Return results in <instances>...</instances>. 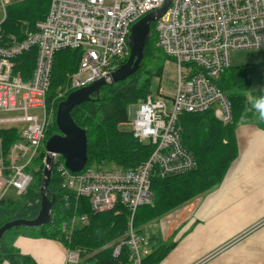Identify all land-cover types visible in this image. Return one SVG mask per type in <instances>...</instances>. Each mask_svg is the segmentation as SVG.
Instances as JSON below:
<instances>
[{
  "label": "built area",
  "instance_id": "built-area-1",
  "mask_svg": "<svg viewBox=\"0 0 264 264\" xmlns=\"http://www.w3.org/2000/svg\"><path fill=\"white\" fill-rule=\"evenodd\" d=\"M168 1L152 23L156 45L176 63L178 76L171 92L158 87L141 99L130 122L134 137L155 146L152 154L132 168L110 170L93 163L78 172L54 154L64 198L85 197L94 212L110 211L119 204L129 209L127 238L118 242L114 254L128 245L130 257L137 258L133 264H141V255L149 253L148 237L133 230V218L139 206L155 198L152 178L185 173L197 165L181 140V115L212 109L222 123L232 122V103L218 80L232 66L233 51L264 48V0H51L46 17L20 34L5 32L2 23L12 0H0L4 15L0 20V111L21 112L0 118V123H27L24 139L13 145L11 164L0 162V196L7 186L24 193L33 180L25 167L40 147L45 149L51 120L47 95L56 53L67 47L81 50L65 94L108 77L129 56L132 25ZM33 48L37 50L33 72L25 79L15 71V59ZM31 109H41L43 119L30 114ZM28 151H32L28 161L18 164ZM5 169L12 171L10 176L3 174ZM88 219V213H74L62 223L61 231L70 238L76 226ZM70 258L78 260L79 251L70 252Z\"/></svg>",
  "mask_w": 264,
  "mask_h": 264
},
{
  "label": "trees",
  "instance_id": "trees-1",
  "mask_svg": "<svg viewBox=\"0 0 264 264\" xmlns=\"http://www.w3.org/2000/svg\"><path fill=\"white\" fill-rule=\"evenodd\" d=\"M50 4L51 0H12L2 23L5 32L20 34L27 26L33 27L37 20L46 17ZM36 53L37 50L33 48L15 59V71L20 72L25 79L33 72ZM154 57L156 60L153 61ZM80 59L79 48L67 47L55 55L47 95V109L50 115L52 113L53 119L47 127L45 142L50 135L59 132L56 124L58 103L69 94L64 93L68 75L78 68ZM168 59L156 45L152 23L139 68L124 80L103 85L99 95L93 93L92 99L72 109L71 114L76 123L87 130L88 165L113 163L119 168H132L149 158L154 146L140 142L131 130H123L119 125L130 121L129 107L151 92L154 78L162 76L164 62ZM126 60L127 57L124 62ZM218 84L232 103V122L222 123L212 110L181 115V140L194 154L197 165L185 173L166 177L156 175L152 178L151 189L155 198L153 202L139 206L133 218L134 229L138 233L142 234L144 226L150 222L158 221L217 186L236 157L237 123L252 116L248 93H252V98L256 101L264 92L252 91L253 75L246 67L232 65L221 75ZM22 130L17 125L0 126V156L6 166L11 164L9 156L13 145L24 139ZM45 155L44 147H40L26 165L25 169L32 173L33 180L28 189L20 194L19 199L0 196V227L16 218L32 219L38 215L41 208L40 187ZM61 159L64 160L62 156ZM11 172L10 169H5L3 174L10 176ZM48 188L56 195V199L52 206L51 221L37 227L41 236L60 239L70 249L78 250L81 257L90 256L85 260L89 264H131L128 245L123 246L119 254H114L118 242L127 238L131 216L127 207L119 204L110 211L94 212L85 197L78 199L67 194L64 198L66 192L61 187L56 164L53 166ZM74 213H88L89 219L87 223L77 225L70 238H67L61 231V225L70 220ZM23 228L26 226L10 228L3 235L0 242V264L5 260L13 264H36L29 255L23 254L11 242V238ZM151 239H156L154 245L150 243ZM148 241L149 253L141 255V264H159L166 252L174 246V243L163 245L154 235Z\"/></svg>",
  "mask_w": 264,
  "mask_h": 264
},
{
  "label": "crops",
  "instance_id": "crops-1",
  "mask_svg": "<svg viewBox=\"0 0 264 264\" xmlns=\"http://www.w3.org/2000/svg\"><path fill=\"white\" fill-rule=\"evenodd\" d=\"M251 110V117L237 123L238 152L222 181L144 226L148 238L174 243L159 264H264V120ZM11 242L36 264H89L80 255L72 260L75 250L39 230L24 228Z\"/></svg>",
  "mask_w": 264,
  "mask_h": 264
},
{
  "label": "water",
  "instance_id": "water-1",
  "mask_svg": "<svg viewBox=\"0 0 264 264\" xmlns=\"http://www.w3.org/2000/svg\"><path fill=\"white\" fill-rule=\"evenodd\" d=\"M167 4L156 12L143 16L131 27L128 43L130 53L127 60L110 76L94 81L90 85L71 91L67 97L58 103L56 124L59 132L50 135L46 141L43 181L40 187L41 208L35 218H16L5 222L0 227V242L5 232L16 226L39 227L48 224L52 218V206L56 195L48 184L52 177L54 154L64 158L65 165L74 172L82 170L88 163V136L86 128L79 126L72 117V109L84 101L92 99L93 93L100 94L101 87L115 83L132 75L140 66L144 57L145 46L151 34V24L167 8Z\"/></svg>",
  "mask_w": 264,
  "mask_h": 264
},
{
  "label": "rangeland",
  "instance_id": "rangeland-1",
  "mask_svg": "<svg viewBox=\"0 0 264 264\" xmlns=\"http://www.w3.org/2000/svg\"><path fill=\"white\" fill-rule=\"evenodd\" d=\"M12 3V2H11ZM3 13L0 12V20L3 18ZM232 64L233 66H240V67H246L250 69L253 75V85H252V91L254 92H264V48L259 50H253L251 52L245 51V50H238L232 52ZM128 58V57H127ZM156 60V57L153 58V61ZM178 76L177 73V65L172 59H168L164 62V67L162 71L161 77H155L152 84L153 91H156L158 87H164L165 92H171L173 89V84ZM252 93H248L249 96V102L252 105L251 107H254L255 101L253 100ZM140 100L137 103L132 104L129 107V117L130 121L126 123H122L120 125V128L123 130H131L132 124L130 122L133 121V115L131 116L130 108L135 105L139 107ZM249 105V108H251ZM255 109V108H254ZM21 112L18 111H9V112H1L0 111V118H10L12 116L20 115ZM30 114H37L40 119H43V113L41 109H31ZM52 113H51V122H52ZM50 122V123H51ZM10 125H17L21 130L27 126V123L19 122V123H13V122H4L0 123V126H10ZM32 154V151H28V153L25 156H22L20 160H17L18 164H24L28 161ZM15 155H18V152H15ZM12 160V156H9ZM0 162L4 164L3 157L0 156ZM107 169H112L113 167H116L113 163H109L106 165ZM3 195L7 198L12 199H19L20 194L17 192V190L13 186H7L6 189L3 191ZM24 229V228H23ZM26 229H30L32 231L39 230L37 227H26ZM143 233H146L147 231H142ZM146 236V235H145ZM78 251V250H77ZM80 255V253H79ZM90 256L81 257L80 259L87 260Z\"/></svg>",
  "mask_w": 264,
  "mask_h": 264
},
{
  "label": "clouds",
  "instance_id": "clouds-1",
  "mask_svg": "<svg viewBox=\"0 0 264 264\" xmlns=\"http://www.w3.org/2000/svg\"><path fill=\"white\" fill-rule=\"evenodd\" d=\"M254 108L258 112L259 118L264 120V94L256 99Z\"/></svg>",
  "mask_w": 264,
  "mask_h": 264
},
{
  "label": "bare ground",
  "instance_id": "bare-ground-1",
  "mask_svg": "<svg viewBox=\"0 0 264 264\" xmlns=\"http://www.w3.org/2000/svg\"><path fill=\"white\" fill-rule=\"evenodd\" d=\"M64 49H66V48H64ZM75 71V70H74ZM187 113V112H186ZM190 113H193V112H190ZM185 114V113H184ZM151 144V143H150ZM152 145V144H151ZM154 146V145H153ZM154 148H155V146H154ZM152 154V153H151ZM130 221V220H129ZM133 230L134 231H136L135 229H134V225H133ZM129 260L131 261V264H133V263H135V261H137V258L136 257H134V258H131V257H129Z\"/></svg>",
  "mask_w": 264,
  "mask_h": 264
}]
</instances>
